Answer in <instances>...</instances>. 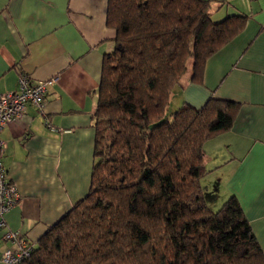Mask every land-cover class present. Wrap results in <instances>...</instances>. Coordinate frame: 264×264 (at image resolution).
<instances>
[{
    "label": "trees",
    "instance_id": "trees-1",
    "mask_svg": "<svg viewBox=\"0 0 264 264\" xmlns=\"http://www.w3.org/2000/svg\"><path fill=\"white\" fill-rule=\"evenodd\" d=\"M207 0H109L115 49L104 57L91 187L23 264H264L241 201L219 209L202 185L205 145L232 130L241 104L211 96L174 106L191 72L244 29ZM175 108V111H172Z\"/></svg>",
    "mask_w": 264,
    "mask_h": 264
},
{
    "label": "crops",
    "instance_id": "crops-1",
    "mask_svg": "<svg viewBox=\"0 0 264 264\" xmlns=\"http://www.w3.org/2000/svg\"><path fill=\"white\" fill-rule=\"evenodd\" d=\"M207 1L217 20L245 17L244 29L208 60L202 82L184 76L172 104L200 108L212 95L241 104L232 130L205 146L206 164L214 166L207 179L238 197L264 251V0ZM108 6L0 0V94L16 91L22 74L52 81L43 113L29 105L0 132L4 164L20 192L5 215L7 228L34 245L91 187L103 62L115 49ZM4 232L0 254L16 246Z\"/></svg>",
    "mask_w": 264,
    "mask_h": 264
},
{
    "label": "built area",
    "instance_id": "built-area-1",
    "mask_svg": "<svg viewBox=\"0 0 264 264\" xmlns=\"http://www.w3.org/2000/svg\"><path fill=\"white\" fill-rule=\"evenodd\" d=\"M49 84H52V81L34 82L30 75L22 74L18 79L16 91L0 94V132L6 125L21 118L29 105H35L43 113ZM19 200L20 192L9 179L3 159L2 143L0 142V228H5L3 239L16 244L15 248L0 254V260L3 264H23L31 256V247L27 245L20 232L7 228L5 219L6 213Z\"/></svg>",
    "mask_w": 264,
    "mask_h": 264
},
{
    "label": "rangeland",
    "instance_id": "rangeland-1",
    "mask_svg": "<svg viewBox=\"0 0 264 264\" xmlns=\"http://www.w3.org/2000/svg\"><path fill=\"white\" fill-rule=\"evenodd\" d=\"M190 73L191 72L187 73L186 75H188ZM181 83H182V81H181ZM172 111H175V108ZM205 149H206V147H205ZM212 163H211V165L209 164V166L206 164V169H207L209 174L212 173L211 170H214V166L212 165ZM207 178H209L208 174L202 179V185L204 187H207L210 190V192H212L213 190L217 192V194H218V198H217L218 202H217V205L215 207V209L217 210V209L221 208V206L230 198V195H227L226 191H224L223 188L221 189L220 187H218L217 189H214L215 186H217L216 185L217 183H215V181H213L214 184H209V181H208L209 179H207ZM212 178H214V177L212 176Z\"/></svg>",
    "mask_w": 264,
    "mask_h": 264
}]
</instances>
